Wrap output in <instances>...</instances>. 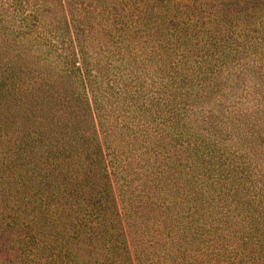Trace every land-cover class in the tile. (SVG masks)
Wrapping results in <instances>:
<instances>
[{
    "label": "trees",
    "instance_id": "obj_1",
    "mask_svg": "<svg viewBox=\"0 0 264 264\" xmlns=\"http://www.w3.org/2000/svg\"><path fill=\"white\" fill-rule=\"evenodd\" d=\"M129 1L0 0V264H264V110L241 128L220 87L264 43V0ZM54 6L80 32L47 77L16 40L57 51ZM93 29L121 55L112 75L79 41ZM109 94L134 110L117 138Z\"/></svg>",
    "mask_w": 264,
    "mask_h": 264
},
{
    "label": "rangeland",
    "instance_id": "obj_2",
    "mask_svg": "<svg viewBox=\"0 0 264 264\" xmlns=\"http://www.w3.org/2000/svg\"><path fill=\"white\" fill-rule=\"evenodd\" d=\"M125 2H122V4L125 7V4L129 5V0H124ZM156 4V1H151V4ZM130 6V5H129ZM132 6V5H131ZM67 8H70L67 7ZM127 12H130L131 9ZM43 15L47 14L49 19H51V30L55 32H60L63 38H60L57 40L54 38L46 40V42H51L52 45L57 49V51H52L48 49L46 46H43L39 41L26 38H18L16 40V44L19 47L20 50H22L25 54L27 50H30L26 55V60H37L40 63L41 68H46V70H50V73L47 74V77H57L56 72L59 68V60L56 58L57 54L59 53V48L63 45V47H66L68 45L71 32L74 35V32H78L77 24L78 20L73 18L71 20V16L67 14H63L59 7L54 6L52 8V11H47L42 13ZM75 25V27H74ZM80 32V31H79ZM70 33V34H69ZM106 34V33H105ZM61 36V37H62ZM79 41H81L83 44H85V48L87 51V55L91 57L92 61H99L102 63H110L108 70H106V73L108 75H112V70L114 68V64H119V60L117 59L120 57V54H117V46H113V40L108 39L107 35H104L100 33L98 30L93 29L91 32L85 31L83 34L79 35ZM85 43H84V42ZM264 43L256 41V48H254L252 51H245L241 54V65L235 64V67H233L232 64H227L226 68L227 71L222 74V77L224 78L223 82L221 83V88L226 89L227 92L222 97V101L224 104L228 103L230 106H226L227 108L223 107L224 110L226 109H236L237 107H241L243 109V113L239 114V120H240V127L243 129L250 128V126L255 121L256 117L260 114H256L254 111L255 106H259V108L264 110V105L259 102V98L255 97L254 94L256 88L259 86H264V51H263ZM1 59L4 58V53L0 54ZM40 57L39 59H37ZM131 61L130 64H126L123 66H120L119 68L125 67V71L128 69L130 70H139L141 72V75L137 79V87L140 85L144 86L146 85L145 81L147 80V75L145 73V69L148 70L152 67L148 65L145 60L142 59V57H130ZM149 60V59H147ZM101 64V63H100ZM262 65V66H261ZM240 66V67H239ZM104 70V72H105ZM122 70V69H121ZM120 71V69H119ZM151 71V70H149ZM121 74H124L125 77L122 76V80L119 79L120 74L117 72L116 77L114 76V80L126 82L125 85H127L128 90H134V83L127 80L128 76L125 72H122ZM112 78V77H111ZM113 82V80H111ZM77 80H70L68 83L69 85L74 86V88H77ZM255 85V86H253ZM118 92L117 90H115ZM145 92V89H139V93L143 95ZM110 96V97H109ZM109 98V103L105 104L106 110H111L113 113H105V124L104 128L108 130V132L111 134V137L117 138L118 135L123 131L121 129V124L123 122L131 123V126L136 122L133 119L134 110L132 107L127 106V104H124L122 101V98L119 94L111 95L109 94L106 96V98ZM223 103L220 106H223ZM219 105L215 107V109L220 108ZM236 107V108H235ZM105 110V111H106ZM234 115L231 113L229 115V120L233 118ZM118 124V125H117ZM255 162L259 166H263L264 169V155L255 154L253 156Z\"/></svg>",
    "mask_w": 264,
    "mask_h": 264
}]
</instances>
